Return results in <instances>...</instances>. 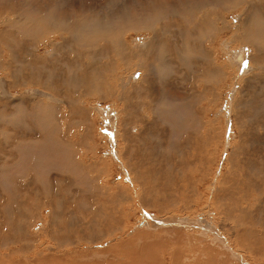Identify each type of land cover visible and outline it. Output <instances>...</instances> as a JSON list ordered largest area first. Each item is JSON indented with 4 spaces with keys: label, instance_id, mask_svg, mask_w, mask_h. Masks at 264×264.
Wrapping results in <instances>:
<instances>
[{
    "label": "rangeland",
    "instance_id": "374dc122",
    "mask_svg": "<svg viewBox=\"0 0 264 264\" xmlns=\"http://www.w3.org/2000/svg\"><path fill=\"white\" fill-rule=\"evenodd\" d=\"M113 9L129 20L109 39L81 45L58 25ZM261 13L264 0H0V254L264 264Z\"/></svg>",
    "mask_w": 264,
    "mask_h": 264
},
{
    "label": "bare ground",
    "instance_id": "6f19581e",
    "mask_svg": "<svg viewBox=\"0 0 264 264\" xmlns=\"http://www.w3.org/2000/svg\"><path fill=\"white\" fill-rule=\"evenodd\" d=\"M32 3H33V2H32ZM63 3H64V1H63ZM141 4H142V3H141ZM87 5H88V4H87ZM74 6H75V5H74ZM171 6H172V5H171ZM255 6H256V5H255ZM71 7H72V6H71ZM137 7H138V6H137ZM122 8H123V7H122ZM141 8H142V7H141ZM171 8H174V7H171ZM72 10H74V9H72ZM106 10H107V9H106ZM113 10H114V9H113ZM126 10H127V9H126ZM46 11H47V10H46ZM69 11H70V10H67V12H66V14H65V17H61V16H60V17H57V16H55V14H54V17H55V18H56V17L59 18V23H58L59 27H60V26H65L66 28L69 27V29H70V28L72 29V31H71V30H69V31H70L71 33H74V35H73L72 37H73V39H74V41H75L76 43L81 44V45H85L87 41H82V40L79 38V36L73 31V26H72V23H71V22H72L75 18L73 17V14L71 13L72 11H71V12H69ZM108 11H109V10H108ZM108 11H107V13H108ZM110 12H111V13H110L109 15H106L105 12H102V11H100V10H99V11H95V12H93V13H92L91 10H83V11L80 12L79 14H83V13H84V14H102V13H103V14H105L104 16H106V17H115V15H116V19L119 21V25H118V27H117L116 30L119 29L120 25H121V27H122V26H126L125 24H126V22H128V21H127V19H128V14H127L126 12H123V10H117V11H115V10H114V11L110 10ZM163 12H164V11H163ZM258 12H259V11H258ZM260 12H262V11H260ZM48 13H49V12H48ZM69 13H71V15L69 16V17H70V20H68V19L66 18L67 15H68ZM74 13H75V12H74ZM176 13H177V12H176ZM46 14H47V13H46ZM130 14H131V13H130ZM261 14H262V13H261ZM261 14H259V17H258V18L260 19L259 22L262 21V22L260 23V25L264 23V15H263V14L261 15ZM169 15H170V14H169ZM207 15H208V14H207ZM246 15H247V14H246ZM49 16H50L51 19H53L51 15H49ZM248 17H249V16H248ZM256 17H257V15H256ZM258 18H257V19H258ZM145 19H146V17H145ZM257 19H254V20H252V21L249 22V23L253 26V24L255 25V22L257 21ZM45 20H46V19H45ZM56 20H58V19H56ZM128 20H129V19H128ZM208 20H210V19H208ZM218 20H219V19H218ZM149 21H150V20H149ZM49 22H50V21H49ZM53 22H54V25L56 26V25H57L56 21L54 20ZM158 22H159V21H158ZM20 23H21V22H20ZM47 23H48V22H47ZM51 23H52V22H51ZM155 24H156V23H155ZM172 24H173V23H172ZM175 24H176V23H175ZM211 24H212V23H211ZM20 25H22V24H20ZM26 25H27V24H26ZM28 25H29V24H28ZM151 25H152V23H151ZM212 25H213V24H212ZM188 26H189V25H188ZM256 26H257V25H256ZM56 27H57V26H56ZM59 27H58V28H59ZM126 27H127V26H126ZM178 27H179V25H178ZM66 28H65V30H66ZM192 28H193V27H192ZM252 28H253V27H252ZM123 29H124V28H123ZM179 29H180V28H179ZM256 29H257V28H256ZM162 30H163V29H162ZM210 30H211V29H210ZM181 31H182V30H181ZM211 31H212V30H211ZM67 32H68V31H67ZM70 32H69V33H70ZM114 32H115V31H114ZM178 32H179V31H178ZM196 33H197V32H196ZM200 33H201V32H200ZM18 34H19V33H18ZM113 34H114V33H113ZM115 34H116V33H115ZM121 34H122V33H121ZM172 34H173V33H172ZM175 34H176V33H175ZM191 34H192V33H191ZM202 34H203V33H202ZM202 34H201V35H202ZM16 36H18V35H16ZM117 36H118V35H117ZM199 36H200V35H199ZM203 36H204V35H203ZM203 36H202V37H203ZM118 37H119V36H118ZM175 37H176V35H175ZM184 37H185V36H184ZM190 37H191V36H190ZM192 37H193V36H192ZM258 37H259V36H258ZM48 38H49V37H48ZM114 38H115V37H114ZM155 38H158V36H156V34L154 33L152 39H155ZM203 38H204V37H203ZM61 39H62V38H61ZM65 39H66V37H64V40H65ZM107 39H109V38H107ZM112 39H113V36H112ZM190 39H191V38H190ZM198 39H199V38H198ZM62 40H63V39H62ZM68 40H69V39H68ZM115 40H116V39H115ZM115 40H114V41H115ZM176 40H178V38H177ZM176 40H175V41H176ZM255 40H256V39H255ZM17 41H18V40H17ZM50 41H52V40H50ZM72 41H73V40H72ZM100 41H101V40H100ZM114 41H113V42H114ZM154 41L156 42V40H154ZM246 41H247V40H246ZM22 42H23V41H22ZM22 42H21V43H22ZM53 42H54V41H53ZM75 42H74V44H75ZM93 42H94V41H93ZM187 42H188V41H187ZM261 42H262V41H261ZM49 43H50V42H49ZM56 43H57V41H56L54 44L56 45ZM63 43H64V42H63ZM63 43H62V45H63ZM66 43H67V42H66ZM68 43H69V42H68ZM72 43H73V42H72ZM72 43H71V45H72ZM245 43H246V42H245ZM69 44H70V43H69ZM69 44H68V45H69ZM87 44H89V43H87ZM90 44H92V43H90ZM117 44H118V43H117ZM117 44H116V45H117ZM68 45H67V47H68ZM75 45H76V44H75ZM175 45H176V44H175ZM187 45H188V44H187ZM41 46H42V44H41ZM51 46H52V45H51ZM64 46H65V44H64ZM69 46H70V45H69ZM72 46H73V45H72ZM109 46H110V45H109ZM190 46H191V44H190ZM257 46H258V45H257ZM57 47H58V46H57ZM65 47H66V46H65ZM67 47H66V48H67ZM93 47H94V46H93ZM110 47H111V46H110ZM193 47H194V46H193ZM55 48H56V47H55ZM255 48H256V47H255ZM258 48H259V47H258ZM62 49H64V48H62ZM69 49H70V48H69ZM77 49H78V48H77ZM90 49H91V48H90ZM92 49H93V48H92ZM195 49H196V48H195ZM259 49H260V48H259ZM259 49H258V51H259ZM31 50H32V49H31ZM104 50H105V49H104ZM254 50H257V49H254ZM254 50H253V51H254ZM43 51H44V48H43ZM78 51H79V49H78ZM80 51H81V50H80ZM258 51H257V52H258ZM260 51H261V49H260ZM29 53H30V52H29ZM51 53H52V52H51ZM233 53H234V52H233ZM98 54H102V52H101V51H99V53L95 52V53L92 54V56H96V55H98ZM67 55H68V54H67ZM200 55H201V54H200ZM33 56H34V54H33ZM37 56H38V55H35L36 58H37ZM62 56H63V55H62ZM65 56H66V55H65ZM25 57H27V56L25 55ZM57 57H58V56H57ZM68 57H69V56H68ZM195 57H196V56H195ZM39 58H40V57H39ZM41 58H42V57H41ZM45 58H46V57H45ZM55 58H56V56H55ZM58 58H59V57H58ZM66 58H67V57H66ZM78 58H79V57H78ZM197 58H198V57H197ZM24 59H25V58H24ZM27 59H28V58H27ZM27 59H26V60H27ZM37 59H38V58H37ZM49 59H50V58H49ZM59 59H60V58H59ZM61 59H62V58H61ZM91 59H92V58H90V60H91ZM34 60H35V59H34ZM40 60H41V59H40ZM44 60H45V59H44ZM46 60H48V59L46 58ZM52 60H53V58H52ZM52 60H48V62H50V61L52 62ZM67 60H68V59H67ZM76 60H77V58H76ZM76 60H68V61H66V60H65V61L58 60V61H62L61 63H63V65L65 64V66H70V67H69L70 69H71V67H76V68L79 67V68H80L81 66L79 65V62L76 61ZM162 60H163V59H162ZM111 61H112V60H111ZM45 62H46V61H45ZM81 63H82V62H81ZM81 63H80V64H81ZM194 63H195V62H194ZM206 63H207V62H206ZM56 64H57V63H56ZM28 65H29V64H28ZM28 65H27V66H28ZM43 65H44V62H43ZM17 67L19 68V65H17ZM59 67H60V66H59ZM82 67H83V68H80V69H82V70L84 69L85 72H84V73L81 72V73L85 76V78H87L88 75H90V73L95 69V66H93L92 63H86V64L84 63ZM193 67H194V66H193ZM32 68H33V67H32ZM43 68H44V67H43ZM48 68H49V67H48ZM170 68H171V67H170ZM33 69H34V68H33ZM67 69H68V68H67ZM70 69H69V71H70ZM152 69H153V68H152ZM183 69H184V68H183ZM23 70H24V69H23ZM45 70H46V69H45ZM47 70H48V69H47ZM47 70H46V72H47ZM77 70H78V69H77ZM82 70H81V71H82ZM199 70H200V69H199ZM37 71H38V70H37ZM57 71H58V70H57ZM57 71H56V72H57ZM66 71H67V70H66ZM69 71H68V72H69ZM75 71H76V70H75ZM31 72H32V71H31ZM71 72H72V71H71ZM76 72H77V71H76ZM154 72H156V70H155ZM185 72H186V71H185ZM194 72H195V71H194ZM207 72H208V71H207ZM44 73H45V72H44ZM81 73H80V74L73 73V74H74V75L77 74L78 79H79L80 76H82ZM162 73H163V71H162V68H161V66H160L159 69H158V74H159V76H161ZM24 74H25V73H24ZM26 74H27V73H26ZM258 74H259V73H258ZM39 75H40V73H39ZM57 75H58V74H57ZM69 75H70V74H69ZM19 76H21V75H19ZM70 76H71V75H70ZM72 76H73V75H72ZM174 76H175V75H174ZM30 77H32V76L30 75ZM54 77H55V76H54ZM57 77H59V76H57ZM73 77H74V76H73ZM143 77H144V75H142V80H143ZM12 78H13V77H12ZM23 78H24V77H23ZM33 78H34V77H33ZM35 78L37 79V76H36ZM38 78H39V77H38ZM40 78H42V77H40ZM59 78H61V77H59ZM69 78H70V77H69ZM61 79H62V78H61ZM75 79H76V78H75ZM111 79H112V78H111ZM147 79H148V78H147ZM151 79H152V78H151ZM260 79H261V78H259V80H260ZM63 80H64V79H63ZM1 81H2V80H1ZM23 81H24V80H23ZM23 81H22V82H23ZM60 81H61V80H60ZM146 81H147V80H146ZM46 84H48V82H47ZM142 84H143V83H142ZM151 84H152V83H151ZM151 84H149V85H151ZM138 85H139V84H138ZM161 85H162V84H161ZM174 85H175V84H174ZM248 85H249V84H248ZM47 86H48V85H46V87H47ZM91 87H92V86H91ZM136 87H137V85H136ZM142 87H144V89H145V85L141 86V88H142ZM152 87L154 88L155 86H152ZM152 87H150V88H152ZM245 87H247V86H245ZM153 88H152V89H153ZM247 88H248V87H247ZM62 89H63V88H62ZM152 89H151V90H152ZM154 89H155V88H154ZM154 89H153V90H154ZM203 89H204V88H203ZM133 90H134V89H133ZM137 90H138V89H137ZM151 90H150V93H151ZM180 90H181V89H180ZM233 90H234V89H233ZM259 90H260V89H259ZM34 91H37V90H34ZM63 91H64V90H63ZM84 91H85V90H84ZM155 91H156V90H155ZM163 91H164V90H163ZM243 91H244V90H243ZM43 92H44V91H43ZM131 92H132V91H131ZM146 92H149V91H145V93H144V94H146V95H144V96L147 97V96H148V95H147L148 93H146ZM180 92H181V91H180ZM255 92H256V90H255ZM85 93H87V92H85ZM138 93H139V92H138ZM140 93H141V92H140ZM155 93H156V92H155ZM37 94H40V95H41V94H42V95H46V96L49 97V98H50V96H51V94H48V93H42V92H40V91H39V92L37 91ZM240 94H241V92H240ZM69 95H70V94H69ZM82 95H83V94H82ZM138 95H139V94H138ZM150 95L152 96V94H150ZM157 95H158V94H157ZM160 95H162V94H160ZM249 95H250V94H249ZM30 96H31V95H30ZM30 96H29V97H30ZM33 96H34V95H33ZM129 96H131V95H129ZM135 96H136V94H135ZM142 96H143V95H142ZM165 96H166V95H165ZM165 96H164V97H165ZM241 96H242V95H241ZM258 96H260V95H258ZM262 96H263V95H262ZM67 97H68V96H67ZM133 97H134V94H133ZM146 97H145V98H146ZM35 98H36V97H35ZM65 98H66V97H65ZM162 98H163V95H162ZM162 98H161V100H163ZM165 98H166V97H165ZM165 98H164V99H165ZM18 99H19V98H18ZM129 99H130V98H129ZM260 99H261V98H260ZM238 100H239V99H238ZM240 100H241V99H240ZM262 100H263V99H262ZM165 101H166V100H165ZM260 101H261V100H260ZM147 102H148V101H147ZM158 102L161 103L159 100H158ZM167 102H168V101H167ZM167 102H164V101H163L164 104H166ZM163 103H162V104H163ZM259 103H260V102H259ZM34 104H35V103H34ZM195 104H196V103H195ZM166 106H168V104H167ZM169 106H170V105H169ZM171 106H172V105H171ZM159 107H160V106H159ZM161 107L163 108V107H165V106H161ZM131 108H132V107H131ZM242 108H243V107H242ZM166 109H168V108H166ZM166 109H163V110L166 111ZM213 109H214V108H213ZM125 110H126V109H125ZM155 110H156V109H155ZM190 110H191V109H190ZM210 110H211V109H210ZM167 111H168V110H167ZM241 112H242V111H241ZM262 112H263V111H262ZM165 113H166V112H165ZM165 113H164V114H165ZM242 113H243V112H242ZM161 114H162V113H161ZM253 114H254V113H253ZM158 115H159V114H158ZM169 115H170V114H169ZM170 116H171V115H170ZM248 116H249V115H248ZM161 118H162V117H161ZM178 118H179V117H178ZM239 118H240V117H239ZM247 118H248V117H247ZM251 118H252V116H251ZM240 119H241V118H240ZM205 120H207V119H205ZM246 120H247V119H246ZM253 121H254V120H253ZM166 122H168V121H166ZM172 122H173V121H172ZM255 122H256V121H255ZM163 123H164V122H163ZM169 123H170V122H169ZM208 123H209V122H208ZM212 123H213V121H212ZM238 123H240V122H238ZM257 123H258V122H257ZM172 124H173V123H172ZM174 124H175V122H174ZM178 124H179V123H178ZM241 124H242V123H241ZM261 124H262V123H261ZM255 125H256V124H254V126H255ZM257 125H258V124H257ZM262 125H263V124H262ZM170 126H171V123H170ZM170 126H169V127H170ZM176 126H177V125H176ZM207 126H208V125H207ZM235 126H236V125H235ZM237 126H238V125H237ZM249 126H250V124H249ZM258 126H259V125H258ZM125 127H126V126H125ZM187 127H189V126H187ZM252 127H253V126H252ZM256 127H257V126H256ZM212 128H213V127H212ZM245 128H246V127H245ZM253 128H254V127H253ZM262 128H263V127H262ZM177 129H178V128H177ZM210 129H211V128H210ZM246 129H247V128H246ZM251 129H252V128H251ZM175 130H176V129H175ZM258 130H259V129H258ZM242 131H243V129H242ZM242 131H241V132H242ZM247 131H248V130H247ZM210 132H211V131H210ZM245 132H246V131H245ZM172 133H173V132H172ZM190 133H191V132H190ZM199 133H200V132H199ZM243 133H244V132H243ZM243 133H241V134H243ZM238 134H239V132H238ZM241 134H239V135H241ZM263 134H264V133H263ZM133 135H134V134H133ZM204 135H205V134H204ZM131 136H132V135H131ZM153 136H154V135H153ZM172 136H173V135H172ZM243 136H244V135H243ZM243 136H242V138L245 139V137H243ZM262 136H263V135H262ZM137 137H138V136H137ZM200 137H201V136H200ZM253 137H254V136H253ZM125 138H126V137H125ZM204 138H205V137H204ZM239 138H240V137H239ZM240 139H241V138H240ZM246 139H247V138H246ZM249 139H250V138H249ZM249 139H248V140H249ZM242 140H243V139H242ZM200 141H201V140H200ZM245 141H247V140H245ZM263 141H264V140H263ZM263 141H262V142H263ZM238 142H239V141H238ZM240 142H241V141H240ZM247 142H250V140L247 141ZM247 142H246V143H247ZM169 143H170V142H169ZM246 143H245V145L247 146L248 144H246ZM161 144H162V143H161ZM167 144H168V143H167ZM167 144H166V145H167ZM243 144H244V142H243ZM148 145H149V144H148ZM232 145H233V144H232ZM240 145H241V144H240ZM245 145H244L243 147H245ZM251 145H252V144H251ZM128 146H129V145H128ZM144 146H145V145H144ZM233 146H235V145H233ZM147 147H148V146H147ZM161 147H162V145H161ZM247 147H249V145H248ZM247 147H246V148H247ZM254 147H255V146H254ZM252 148H253V147H252ZM160 149H161V148H160ZM233 149H234V148H233ZM233 149H232V150H233ZM236 149H237V148H236ZM242 149H243V148H242ZM243 151H244V150H243ZM162 152H163V151H162ZM230 152L232 153L233 151H230ZM253 152H254V151H253ZM235 153H236V151H235ZM239 153H240V151H239ZM245 153H247V152H245ZM236 154H237V153H236ZM247 154H249V153H247ZM253 154H254V153H253ZM237 155H238V154H237ZM237 155H236V156H237ZM255 155H256V154H255ZM135 156H136V155H135ZM236 156H235V157H236ZM245 156H246V155H245ZM253 156H254V155H253ZM253 156H252V157H253ZM136 157H137V156H136ZM232 158H233V157H232ZM233 159H234V158H233ZM249 159H250V157H249ZM249 159H248V160H249ZM252 159H253V158H252ZM238 160H239V159H238ZM242 160H244V159H242ZM245 160H247V158H246ZM245 160H244V161H245ZM239 161H240V160H239ZM249 161H250V160H249ZM233 162L236 163L237 160H236V161H233ZM242 162H243V161H242ZM248 163H249V162H248ZM250 163H251V161H250ZM170 165H171V164H170ZM170 165H169V166H170ZM159 166H160V165H159ZM171 166H172V165H171ZM252 166H255V165L253 164ZM132 168H133V167H132ZM168 168H169V167H168ZM235 168H236V167H235ZM252 169H253V167H252ZM252 169H251V171H252ZM254 169H255V167H254ZM137 172H138V171H137ZM240 172H241V171H240ZM243 172H244V171H243ZM247 174H248V173H247ZM249 174H250V173H249ZM167 176H168V175H167ZM232 179H233V178H232ZM228 180H229V179H228ZM146 183H147V182H146ZM159 183H160V182H159ZM140 184H141V183H140ZM158 186H159V185H158ZM29 189H30V188H29ZM33 190H34V188H33ZM142 190H143V189H142ZM42 191H43V190H42ZM46 191H47V190H46ZM28 193H29V192H28ZM158 198H159V197H158ZM60 200H61V199H60ZM56 201H57V200H56ZM58 202H59V201H58ZM61 202H62V201H61ZM55 203H56V202H55ZM229 204H230V203H229ZM229 204H228V205H229ZM234 204H235V203H234ZM48 205H50V204H48ZM56 205L59 207V205H61V204H60V203H59V204L56 203ZM231 205H232V204H231ZM224 206H225V205H224ZM60 207H61V206H60ZM241 208H242V207H241ZM54 209H55V208H54ZM224 209H226V208L224 207ZM62 210H63V209H62ZM238 210H239V209H238ZM54 211H55V210H54ZM60 211H61V210H60ZM117 211H118V210H117ZM52 212H53V208H52ZM58 212H59V211H57V213H58ZM54 213H55V212H54ZM54 213H53V215H54ZM57 213H56V214H57ZM60 213H62V212H60ZM60 213H59V214H60ZM241 213L243 214V212H241ZM117 214H118V213H117ZM238 214H239V213H238ZM53 215H52V216H53ZM64 215H65V214H64ZM96 215H97V214H96ZM59 216H61V215H59ZM117 217H118V216H117ZM251 217H252V215H251ZM52 220H53V219H52ZM63 220H64V219H63ZM0 222H1V221H0ZM76 222H77V218H76ZM76 222H75V221H72V222H71V225L74 226ZM3 223H4V222H3ZM69 223H70V221H69ZM61 224H62V223H61ZM181 224H182V222H181ZM183 224H184V223H183ZM184 225H185V224H184ZM49 226L51 227V225H49ZM0 227H1V226H0ZM62 228H63V227H62ZM57 229H58V228H57ZM68 229H70V228H69V226L67 225L66 232H67ZM190 229H191V228H190ZM50 231H51V230H50ZM115 231H116V230H115ZM76 232H77V231H76ZM55 233H56V232H55ZM61 233H62V232H61ZM68 233H69V232H68ZM62 236H63V234H62ZM64 236L66 237L67 234L65 233ZM65 237H64V238H65ZM71 243H72V242H70V244H71ZM4 247H5V246H4ZM67 251H68V250H67ZM67 251H65V252L62 251V252H60L59 254L54 255V258L56 259V261H58L59 263H62V264H70V263L72 264V262H74V261H73V260L71 261L70 258H67V254H68ZM69 251H70V250H69ZM81 251H82V250H79V249H78V250H77V252H78L77 254L81 253ZM2 252H3V251H2ZM2 252H1V254H0V259H1V260H2V258H3L4 255H5L4 253H3V254H4V255H3ZM6 252H8V251H6ZM6 252H5V253H6ZM13 253H14V252H13ZM15 253H17V252H15ZM66 253H67V254H66ZM6 254H7V253H6ZM22 254H23V253H22ZM22 254H20V255H22ZM69 254H70V252H69ZM77 254H74V256L77 255ZM15 255H16V254H15ZM20 255H19V256H20ZM51 255H53V254H51ZM5 256H6V258H8L9 255H5ZM16 256H17V255H16ZM49 256H50V255L47 256L48 259H49ZM69 256H71V258L73 257L72 255H69ZM69 256H68V257H69ZM47 257H46V258H47ZM4 258H5V257H4ZM6 258H5L4 260H2V262H3V261H5V262L7 261L6 264H12V263L10 262L11 260L8 262V260H7ZM42 258H43V257H42ZM10 259H11V258H10ZM12 259H13V258H12ZM17 259H18V258H17ZM43 259H44V258H43ZM52 259H53V258H52ZM1 260H0V261H1ZM49 260H50V259H49ZM18 261H19V260H18ZM18 261H17V262H18ZM46 261H47V259H45V263H47ZM5 262H4V263H5ZM13 262H15V261H13ZM17 262H16V264H18V263L21 262V261H19L18 263H17ZM22 262H23V261H22ZM22 262H21V263H22ZM35 262H36V261H35ZM36 263H37V262H36ZM50 263H51V262H50ZM74 263H75V262H74ZM53 264H54V263H53Z\"/></svg>",
    "mask_w": 264,
    "mask_h": 264
},
{
    "label": "clouds",
    "instance_id": "9594fccd",
    "mask_svg": "<svg viewBox=\"0 0 264 264\" xmlns=\"http://www.w3.org/2000/svg\"><path fill=\"white\" fill-rule=\"evenodd\" d=\"M73 31L82 41L93 42L111 36L119 25V21L103 14H83L72 22Z\"/></svg>",
    "mask_w": 264,
    "mask_h": 264
}]
</instances>
